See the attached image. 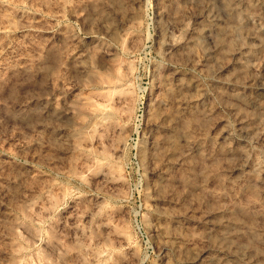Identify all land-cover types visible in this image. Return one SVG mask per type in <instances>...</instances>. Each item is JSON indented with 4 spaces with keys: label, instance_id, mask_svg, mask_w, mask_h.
<instances>
[{
    "label": "rangeland",
    "instance_id": "374dc122",
    "mask_svg": "<svg viewBox=\"0 0 264 264\" xmlns=\"http://www.w3.org/2000/svg\"><path fill=\"white\" fill-rule=\"evenodd\" d=\"M231 3L236 57L224 0H0V264L264 263V7Z\"/></svg>",
    "mask_w": 264,
    "mask_h": 264
},
{
    "label": "bare ground",
    "instance_id": "6f19581e",
    "mask_svg": "<svg viewBox=\"0 0 264 264\" xmlns=\"http://www.w3.org/2000/svg\"><path fill=\"white\" fill-rule=\"evenodd\" d=\"M256 1L259 3V5L264 7V0H256ZM231 2H232V0H224L225 8H226L227 12L231 15L232 20L228 24V26L225 27V29L222 28L220 30V35L218 37V45H219L221 50L225 49V51H227L229 54L236 57L237 54H239V56L241 55V53H240L241 51L239 52L232 45H229L231 42L230 34H231L232 30L242 32L243 27L235 21V16L238 13V10L236 9V7ZM118 4H119V2H118ZM249 4L250 5H246V7L244 9L246 14H248L250 12L251 8L254 6L253 2H250ZM118 6H120V5H118ZM203 29H204L203 24L202 25L200 24L197 27L196 33H195L196 35L189 40V42H192V45L198 44L199 39H200V33H201V30H203ZM224 58H225V56L219 55L217 59L218 60L222 59L221 60L222 67L228 66L232 70V73H233L232 76H234L235 79L239 78L242 74L245 73V68L243 65H241L240 61H238V57L235 58V60L230 61V62H228V61L225 62V60H223ZM187 86H188L187 83L186 84L182 83L180 87H187ZM234 95L236 97H239L238 93H235ZM183 104L184 103H182V102H177V105H176L177 110H175L169 116H166L168 121H170V123H171V129H172V131L170 132V135L168 137V140H170V141L174 140V138L176 139L177 137H180L183 133H185V129L187 128L186 122H185V125H183L184 130L182 129V127L177 128V126H178L177 124H178V121L181 119V116L183 114H185L186 111H188L187 109H189L186 105H183ZM239 126H240V131H242L245 134H248L252 131V127L250 126V120L248 117L240 116ZM193 144H194L196 149L200 148V143L198 141L193 142ZM191 149H193V148H191ZM200 149H199V151H200ZM188 150H190V149L187 148L182 153V156H183L182 159L185 156V152H187ZM186 157H187V155H186ZM263 231H264V229H263ZM262 264H264V263H262Z\"/></svg>",
    "mask_w": 264,
    "mask_h": 264
}]
</instances>
